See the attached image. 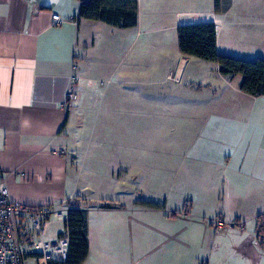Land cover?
<instances>
[{
  "label": "crops",
  "instance_id": "crops-1",
  "mask_svg": "<svg viewBox=\"0 0 264 264\" xmlns=\"http://www.w3.org/2000/svg\"><path fill=\"white\" fill-rule=\"evenodd\" d=\"M142 1L138 0V24L120 27L79 17L80 0H0V166L9 198L31 206L64 207L74 202L84 207L89 254L81 264H132L135 231L137 245L143 243L140 232L145 231L154 243L153 253L166 247L163 252L169 258L155 264H186L175 250H167L171 245L202 253L200 263L189 264H264V240L258 233L264 223V94L242 91L241 74H222L218 63L180 51L177 28L185 21L177 16L179 7L164 8L166 4L158 0L157 5L152 3L157 14H150L144 24ZM55 12L61 24H53ZM208 13L207 22L216 24L220 53L264 57V0H220V9L210 7ZM167 29L169 37L163 32ZM150 32L151 38L146 34ZM160 32L164 34L156 36ZM134 34L142 47L151 39L168 50V65L152 72L158 81L181 82L187 72L197 97L202 94L191 100L194 131L189 138L190 145L199 146L193 155L196 169L204 168L205 173L196 170L193 183L210 188L214 198L220 196L221 205L210 213L242 222L244 228H205L198 221L174 227L175 219L167 215L163 221H149L151 213L167 207L133 190L132 109L139 102L168 101L133 98L135 87L142 93L151 76L142 64L143 51L138 59L129 58ZM73 73L81 95L65 107ZM96 107L98 118L109 124L108 132L100 133L86 152L85 124ZM165 118L153 117L154 122ZM145 123L141 135L148 143L153 121ZM147 154L141 153V159ZM201 192L204 197L209 189ZM91 202L95 205L88 207ZM190 209L207 213L197 210L196 203H190ZM174 210L175 216L178 209ZM194 228L190 236L188 231ZM61 229L62 225L51 230L52 236ZM183 235L190 241L176 239ZM31 259L46 264L37 257L26 263Z\"/></svg>",
  "mask_w": 264,
  "mask_h": 264
},
{
  "label": "rangeland",
  "instance_id": "rangeland-1",
  "mask_svg": "<svg viewBox=\"0 0 264 264\" xmlns=\"http://www.w3.org/2000/svg\"><path fill=\"white\" fill-rule=\"evenodd\" d=\"M156 1L158 0L142 1L140 16H142L144 24H147L148 21H150V14H157V8L152 7V3L157 5ZM161 1L166 4L164 5V8H169V5H171L172 8L174 6L180 8L177 9V16L183 19L181 21H185L182 22L183 24L207 21L209 19L208 8L215 6V0ZM164 8L161 9V11L163 12V10H165L167 12ZM184 16L185 18H182ZM170 30L171 29H167L163 32L169 37ZM163 32L155 34H159L156 36L161 37V35L164 34ZM146 34L149 35L150 38L154 36L153 32ZM146 34H143L142 37H145ZM136 36L137 34H134L131 39L134 43L130 49L132 51L129 58L136 60L139 57V52L143 51L142 64L150 69L151 76L149 78V85L141 88L143 89L142 93L139 91L140 89H138V87H135L133 98L140 101L146 99L152 101V99L158 100L165 98L168 103L139 102L133 104V190L140 196L146 197L149 201H162V205H166V211L162 213L154 211L151 213L150 216L152 219H149V221H163L164 215H167L171 217V219H175L171 222L174 227L181 226V228H185L191 224L189 222L198 221L202 223L205 228H207L204 221L215 218L218 216L217 214H219L218 212H213L212 214L210 211L213 207L214 211L217 209V206L220 204V196L214 198L212 192H210V188H205L199 184L193 183V181H197L196 178H198L195 177V172L198 169H196V159L193 155L195 154V151L199 149V146L194 143L193 146L190 145L189 138L190 132L194 131L193 121L191 122V100L200 99L202 94L199 92V97H197L195 89L196 84L193 80L187 77V72L184 73V76L181 78V82L178 81L176 83L173 79H170L169 81L167 80L165 83L158 81L157 76L152 75V72L156 71L160 67L168 65V61L170 60L168 50L163 49L162 43H151V39L144 47H142V42H140V40L136 43ZM186 71H188V67ZM204 94L206 93L204 92L203 96H205ZM99 95L103 98V95ZM173 100H175V102H170ZM90 115L88 116L85 124L84 148H86V152L88 151L90 145L93 146L100 133L103 131H105V133L108 132L107 127L109 126L108 123H102V121L98 118L97 107L95 108L92 116ZM159 115L161 117L166 116V118L164 120L161 119L160 121L155 120L154 122L153 117H158ZM173 115H178V120L174 121L175 116ZM147 119L153 121V123L149 124L151 135L148 143L145 140L143 142L144 136L142 137L141 135L142 131H145V122ZM172 150H175L176 153H172ZM145 151H147L148 154L146 157L144 156V160H142L141 153H145ZM198 171L205 173L204 168H200ZM203 177L206 178L205 175ZM208 189L209 193H206L204 197H202L201 191H207ZM190 203H196L197 210H201V208H203L207 210V213L205 215H199L193 211L191 212ZM93 205H95V203L91 202L88 207H92ZM176 208L178 209L176 211L177 215L174 216L171 210L175 211L174 209ZM181 213L183 214L180 215ZM185 213L187 214V217H185ZM55 227L59 228L60 225H53L51 230H54ZM196 228L198 229V227ZM196 228L189 230L188 234L191 236V232L195 233V230H197ZM136 233L137 232L135 231L136 244L132 255V264H155L157 261L169 258V255L163 252L166 250V247H162L161 250L154 253L151 251L154 248V243L150 239V233H145V231L140 232V235H143V243L137 245ZM147 235L150 237L149 239H147ZM176 237V239L180 240H189V237L184 235L182 238L180 236L179 238L178 236ZM195 237L196 234H194L191 238L195 240ZM148 241L149 245L147 244ZM168 249L175 250V254H179L180 258H182L186 264H189L190 261L193 262L194 260H197L199 262L204 259L202 253H199L198 255V252L193 250V248L192 250H189L182 246L171 245L167 248V250ZM26 264H37V261L35 259H31L28 260Z\"/></svg>",
  "mask_w": 264,
  "mask_h": 264
},
{
  "label": "trees",
  "instance_id": "trees-1",
  "mask_svg": "<svg viewBox=\"0 0 264 264\" xmlns=\"http://www.w3.org/2000/svg\"><path fill=\"white\" fill-rule=\"evenodd\" d=\"M79 17L102 20L120 27L138 24V0H80ZM220 9V0H215ZM180 51L219 64L222 74L243 76L240 89L252 95L264 94V57L243 59L222 54L217 48V29L214 22L181 24L177 28ZM160 207L159 204L148 202ZM70 248L67 261L49 264H81L89 254L88 212L79 204L71 203L67 221ZM259 237L264 240V223L259 226Z\"/></svg>",
  "mask_w": 264,
  "mask_h": 264
},
{
  "label": "built area",
  "instance_id": "built-area-1",
  "mask_svg": "<svg viewBox=\"0 0 264 264\" xmlns=\"http://www.w3.org/2000/svg\"><path fill=\"white\" fill-rule=\"evenodd\" d=\"M53 24L63 22L60 14L53 13ZM73 69H76V65ZM178 80L179 76H175ZM76 75L70 77L65 107H70L80 99L75 87ZM71 203L64 207L51 204L31 206L12 201L6 186V178L0 166V264H26L29 257L49 262L67 261L70 248V234L67 221ZM188 205V204H187ZM181 213L180 215H182ZM187 217V214H184ZM62 225V229L52 236L53 225ZM205 226L220 230L244 228L242 222L224 220L220 217L204 221Z\"/></svg>",
  "mask_w": 264,
  "mask_h": 264
}]
</instances>
